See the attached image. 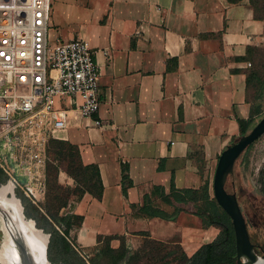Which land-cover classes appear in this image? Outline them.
<instances>
[{
  "label": "crops",
  "instance_id": "0c3cea01",
  "mask_svg": "<svg viewBox=\"0 0 264 264\" xmlns=\"http://www.w3.org/2000/svg\"><path fill=\"white\" fill-rule=\"evenodd\" d=\"M47 33L52 42L86 40L101 72L102 127L82 118L57 133L77 146L83 165H97L103 186L99 199L85 192L61 210L83 217L69 232L74 245L96 249L99 236L115 237L112 248L123 238L136 250L143 234L162 243L176 237L190 257L213 241L220 229L190 212L173 221L133 212L154 186L211 185L219 154L239 136L237 120L260 116L257 91L246 90L245 56L264 47V21L249 0H50ZM199 152L202 176L190 157ZM58 178L73 185L62 171Z\"/></svg>",
  "mask_w": 264,
  "mask_h": 264
},
{
  "label": "built area",
  "instance_id": "2783aa9c",
  "mask_svg": "<svg viewBox=\"0 0 264 264\" xmlns=\"http://www.w3.org/2000/svg\"><path fill=\"white\" fill-rule=\"evenodd\" d=\"M49 19L50 0H0V170L37 207L50 141L82 118L102 127L94 52L81 38L50 41Z\"/></svg>",
  "mask_w": 264,
  "mask_h": 264
},
{
  "label": "trees",
  "instance_id": "16d2710c",
  "mask_svg": "<svg viewBox=\"0 0 264 264\" xmlns=\"http://www.w3.org/2000/svg\"><path fill=\"white\" fill-rule=\"evenodd\" d=\"M229 2H238L240 0H228ZM255 0H249L253 10L254 17L259 20H263V17L257 14V8L259 7ZM261 9L264 10V3H261ZM256 50L252 48L247 49L245 59H252ZM261 75L258 70H246V90H252L256 92L259 90V82ZM260 117V116H259ZM259 117L248 120H237L239 125V136L246 134L251 127L256 123ZM256 141V140H255ZM250 144L245 153L251 146ZM52 146H56L57 150L54 152L56 157L66 160L67 167L66 172L76 184H81V190L76 195L75 200L81 198L83 193L88 192L100 198L102 194V182L97 165H83L80 161L79 151L77 146L70 144L64 140H51L49 143L48 153ZM241 154V156L243 155ZM241 156L236 160L235 165L240 160ZM191 159L197 165L199 174L203 173V154L201 152L197 154H190ZM56 172L57 169H56ZM0 174H2L0 170ZM3 175V174H2ZM231 174L228 175V178ZM121 182L122 193L126 196L127 188L131 185V181L127 178L126 169L124 166L121 168ZM48 177V176H47ZM228 178L225 183V189L229 191ZM48 185V178H47ZM61 189V186H51V199L55 200L58 205H55V212H51V207L47 206L46 214L48 218H42L43 221L50 224L49 229H44L39 222V219L34 215L31 216L39 227H42L45 231L51 233V239L49 244L50 250L55 249L58 254V259L55 263L50 259L52 264H83L81 261L72 262L76 252L71 247L74 242L70 239L69 232L73 228L81 226L83 217L73 213H61L63 208H66L69 203L70 193H67L65 197L59 195L56 189ZM57 189V190H58ZM259 191L263 198L264 205V187L259 185ZM54 190V191H53ZM233 192V191H232ZM75 195V193H72ZM22 198V202L26 205H31L23 196L18 194ZM192 207L193 209H191ZM190 212L199 216L203 220L204 226L214 225L220 228L219 234L216 238L204 245H202L194 254L190 257L182 251L181 247L177 244L176 247L181 254V259L176 264H236L235 257V241L233 228L229 217L220 208L216 200L212 197L210 191L209 181L206 180L199 188H175L172 181L169 186L168 192H165L161 186H154L149 195L144 196L141 205L133 212V215L138 218H153L158 217L167 221H173L176 219L180 212ZM61 213V214H60ZM115 237H101L97 238V242L104 243L103 247L96 248V257L100 259L102 255L111 254V264H138L139 263V250H132L126 245L123 238H120L121 244L118 248L114 249L110 246V241ZM156 241L152 239L151 243ZM174 252H170L172 254ZM93 258L90 260V264H98V259ZM163 258V257H162ZM75 261V260H74Z\"/></svg>",
  "mask_w": 264,
  "mask_h": 264
},
{
  "label": "rangeland",
  "instance_id": "374dc122",
  "mask_svg": "<svg viewBox=\"0 0 264 264\" xmlns=\"http://www.w3.org/2000/svg\"><path fill=\"white\" fill-rule=\"evenodd\" d=\"M256 4L259 6L257 8V14L261 15L264 19V10L261 9V3H264V0H255ZM250 70H258L261 75V80L259 82V90L257 91L259 104L262 109L260 117L264 114V47L257 49L251 59V66L248 67ZM57 150L56 146H52L49 152V161L47 164V178L48 185L46 191V198L44 203L37 207L34 205H26L25 213L28 217L32 218L29 215L36 216L39 219V223L43 225L44 229H49L50 224L43 221L42 218H48L46 214L47 206L51 207V212H55V205L58 203L55 200L51 199V186L57 187L61 186V189H56L59 195L65 197L67 193H70L69 198L72 199L81 190V184H76L71 176L66 172L67 161L62 160L54 154ZM56 169L58 172H56ZM59 171L67 174L69 178L72 179L73 185L69 186L63 184L59 181L58 175ZM4 176L0 174V179L3 180ZM264 187V134L258 138L255 142L252 143L250 148L243 153L238 163L235 165L233 172L228 178V185L230 193L235 192L238 197L240 208L245 216L247 222L248 233L250 239L253 243H262L264 244V205L263 198L260 193L259 185ZM54 191V190H53ZM210 191L212 195V188L210 185ZM72 193H75L72 194ZM193 209L192 207H190ZM61 214V213H60ZM220 229V228H219ZM146 235H141V239H138V247L136 250H139V263L138 264H176L177 261L181 259V254L179 253L175 242L177 238H173L169 243H162L156 241L151 243L152 239L145 237ZM104 243L101 241L98 244V248L103 247ZM130 246V244L128 245ZM71 247L76 252L73 257L72 262L81 261L83 264H90V260L97 258V249L82 250L76 245L71 244ZM131 248V246H130ZM133 250V248H131ZM170 252H174L170 254ZM256 253L261 256L257 251ZM111 254L102 255L98 259V264H111ZM50 259L55 263L58 259V254L55 249L50 250L49 253ZM163 257V258H162Z\"/></svg>",
  "mask_w": 264,
  "mask_h": 264
},
{
  "label": "water",
  "instance_id": "95a60500",
  "mask_svg": "<svg viewBox=\"0 0 264 264\" xmlns=\"http://www.w3.org/2000/svg\"><path fill=\"white\" fill-rule=\"evenodd\" d=\"M264 134V114L251 129L234 138L219 154L212 178V197L229 217L235 241L236 264L250 263L259 257L251 242L247 222L235 192H228L225 183L235 167L236 160ZM51 233L39 227L25 213L22 198L15 184L0 179V264H52L49 259Z\"/></svg>",
  "mask_w": 264,
  "mask_h": 264
},
{
  "label": "flooded vegetation",
  "instance_id": "af4514ba",
  "mask_svg": "<svg viewBox=\"0 0 264 264\" xmlns=\"http://www.w3.org/2000/svg\"><path fill=\"white\" fill-rule=\"evenodd\" d=\"M17 194H18V192H17ZM238 198V197H237ZM250 237V236H249ZM251 240V239H250ZM252 242V241H251ZM253 243V242H252ZM254 244V249H255V251H257L259 254H263L264 253V244H262V243H259V244H257V243H253Z\"/></svg>",
  "mask_w": 264,
  "mask_h": 264
},
{
  "label": "bare ground",
  "instance_id": "6f19581e",
  "mask_svg": "<svg viewBox=\"0 0 264 264\" xmlns=\"http://www.w3.org/2000/svg\"><path fill=\"white\" fill-rule=\"evenodd\" d=\"M243 264H264V259L259 257L256 261L254 262H250V263H247V262H244Z\"/></svg>",
  "mask_w": 264,
  "mask_h": 264
}]
</instances>
